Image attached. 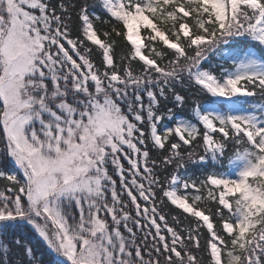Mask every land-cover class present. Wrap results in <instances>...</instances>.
Masks as SVG:
<instances>
[{
	"label": "snow or ice",
	"instance_id": "1",
	"mask_svg": "<svg viewBox=\"0 0 264 264\" xmlns=\"http://www.w3.org/2000/svg\"><path fill=\"white\" fill-rule=\"evenodd\" d=\"M0 132V264H264V0H0Z\"/></svg>",
	"mask_w": 264,
	"mask_h": 264
},
{
	"label": "trees",
	"instance_id": "2",
	"mask_svg": "<svg viewBox=\"0 0 264 264\" xmlns=\"http://www.w3.org/2000/svg\"><path fill=\"white\" fill-rule=\"evenodd\" d=\"M102 18L103 19H108L107 16H103L102 15ZM76 24H77V20H76V17L75 15L73 16V35H77V32H76ZM96 28L102 33L103 31L105 30H109L111 25H105V24H102L100 22H97L96 23ZM101 38H103L101 36ZM114 39H117L119 40V38L117 37H114ZM98 59V57H97ZM3 146V142H2V132H0V147ZM0 159H3V163L2 165H0V167H2L4 170L8 171V172H11V171H15V165L14 163L10 160V159H6V158H2L0 157ZM126 164V162H125ZM127 166V165H126ZM189 174H192V173H189ZM197 175H199V173H196ZM0 184H3V181L0 180ZM202 207H207V208H211V209H215L216 205L215 203H208L207 205H201ZM162 211L166 214H168V222L170 225H172L174 223V221L172 220V216L173 215H179L180 216V219L181 221L183 222V225L185 227H187L190 222H191V218H188V219H185V216L184 215H180V210H176V211H173V212H170V209L168 206H164L162 208ZM207 214V213H206ZM33 243L36 245V248H37V251L38 252H42L44 249H45V245L43 244L42 241H39V238L37 237L36 239L33 240Z\"/></svg>",
	"mask_w": 264,
	"mask_h": 264
}]
</instances>
